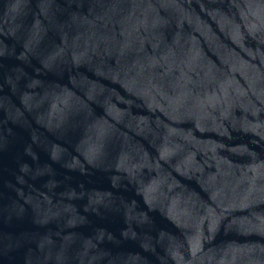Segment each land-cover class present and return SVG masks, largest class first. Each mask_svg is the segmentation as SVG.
Masks as SVG:
<instances>
[{
    "label": "water",
    "instance_id": "water-1",
    "mask_svg": "<svg viewBox=\"0 0 264 264\" xmlns=\"http://www.w3.org/2000/svg\"><path fill=\"white\" fill-rule=\"evenodd\" d=\"M0 264H264V0H0Z\"/></svg>",
    "mask_w": 264,
    "mask_h": 264
}]
</instances>
